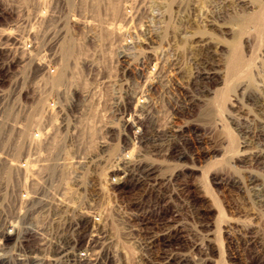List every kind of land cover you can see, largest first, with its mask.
I'll return each mask as SVG.
<instances>
[{
  "label": "rangeland",
  "instance_id": "374dc122",
  "mask_svg": "<svg viewBox=\"0 0 264 264\" xmlns=\"http://www.w3.org/2000/svg\"><path fill=\"white\" fill-rule=\"evenodd\" d=\"M41 4L38 79L0 80V264H264V0Z\"/></svg>",
  "mask_w": 264,
  "mask_h": 264
},
{
  "label": "built area",
  "instance_id": "2783aa9c",
  "mask_svg": "<svg viewBox=\"0 0 264 264\" xmlns=\"http://www.w3.org/2000/svg\"><path fill=\"white\" fill-rule=\"evenodd\" d=\"M32 1L30 3L31 1L28 0H10L0 4V80L9 79L8 87L17 92H21V89L24 88L27 75H33L36 82L42 65L40 29L43 9L41 0ZM53 13L55 12L53 11ZM53 16L55 15L53 14ZM28 61L33 62L32 68L27 66ZM50 71L52 75H55V68ZM5 89L6 87L0 84V90L3 92ZM1 96L5 99L4 95ZM16 104H18V109L11 112L13 117L11 119L12 122L19 123L17 127L19 135L21 134L19 133V128L22 129L21 125L26 122L36 123L40 117L36 115L37 112L36 109H33V105L30 104L27 107L20 101H16ZM0 105L3 107V104L0 103ZM5 110V107L1 109L0 116ZM17 152L21 153L16 148L15 151L12 149L6 151L8 154Z\"/></svg>",
  "mask_w": 264,
  "mask_h": 264
},
{
  "label": "bare ground",
  "instance_id": "6f19581e",
  "mask_svg": "<svg viewBox=\"0 0 264 264\" xmlns=\"http://www.w3.org/2000/svg\"><path fill=\"white\" fill-rule=\"evenodd\" d=\"M207 73V72H206ZM133 117H135V118H133ZM136 115H128L127 117L126 116H122L121 117V120L123 121L122 123H124V125H130V127H131V129H133V130H138L139 129V126H140V123H139V121H136ZM263 121V120H262ZM260 129H261V135L263 136V139H264V123L260 126ZM259 129V130H260ZM132 131V130H131ZM135 131H133V138H135V139H139L140 141H142V137H140V135L139 134H137ZM249 131V130H248ZM134 139V140H135ZM129 140V139H128ZM137 141V140H136ZM133 143V142H132ZM134 150V149H133ZM122 158V157H121ZM126 158V157H125ZM123 160H125V159H122V161ZM130 162V161H129ZM127 162H125V164H126ZM127 165V164H126ZM119 166L117 167V171L115 170V169H113V170H111V173L113 174V175H115V176H118L119 175V172L118 171H120V172H125V171H123V167L122 168H119ZM154 172V171H153ZM126 173V172H125ZM127 174V173H126ZM130 175V174H129ZM152 175V172H149V171H147L146 173H145V178H148V177H150ZM119 179V178H118ZM140 180V179H139ZM145 180V179H144ZM118 182V181H117ZM260 201H262V202H264V190H262L260 193H258L257 194V196H256ZM174 229V228H173ZM4 237V236H3ZM63 248V247H62ZM62 250H64V249H60V250H58V252H63ZM73 259H77V260H81L80 259V256H78L77 258L76 257H74ZM83 260V259H82ZM74 261V260H73Z\"/></svg>",
  "mask_w": 264,
  "mask_h": 264
}]
</instances>
